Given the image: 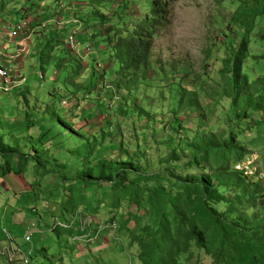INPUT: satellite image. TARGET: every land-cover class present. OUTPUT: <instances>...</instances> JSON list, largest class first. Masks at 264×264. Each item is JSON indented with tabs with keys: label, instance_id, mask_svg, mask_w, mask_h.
Returning a JSON list of instances; mask_svg holds the SVG:
<instances>
[{
	"label": "rangeland",
	"instance_id": "obj_1",
	"mask_svg": "<svg viewBox=\"0 0 264 264\" xmlns=\"http://www.w3.org/2000/svg\"><path fill=\"white\" fill-rule=\"evenodd\" d=\"M28 1L15 0L14 15L5 12V21L0 20V57L3 60L7 57L12 63L7 68L12 72L17 86L9 94L0 90L1 134L8 135L12 130L9 126L16 127L22 123L27 130L33 122L32 125L40 127L43 136L44 146L38 147L39 149L49 147L47 150L54 151L56 146L55 157L59 154L69 157L68 148L63 149L61 143L69 137L75 138L80 130L93 148L97 149L102 142L100 144L104 143L114 151L107 150L101 159L133 163L137 169L126 173L123 178L126 179L125 182L136 180L142 174H157L162 168L173 174L172 179L176 181L179 180L176 176L190 179L201 175L214 180L213 171H216L218 157L213 161L215 153L204 154L202 145L216 150L228 142L230 131L236 135L232 126L237 123V119L229 101L231 84L228 81L230 74L226 72V62L240 39H245L246 42L241 75H245L249 85L264 79V0H161L166 5V11L158 19L160 23L157 33L151 39L152 56L148 79L132 96L133 101L128 100L126 103L127 107L139 112L132 113L131 116L128 114L125 118L120 112L123 99L112 101V106L109 107L110 93L100 82L103 77L101 70L111 67V64L107 55L109 48L99 38L106 35L114 38L119 32L124 36L134 29L136 22L144 18L153 19L147 0H120L126 2V9L116 7L118 1L115 0L104 4H96L98 2L94 0ZM116 10H122L118 13L121 18L116 17ZM23 17L32 22L30 28L37 29L30 37L31 45L24 57L11 61L8 55H13L10 50L15 53L16 48L15 40L8 35V29L13 24L12 21L19 23ZM38 18L50 20L47 29H40ZM76 19L88 22L80 21L81 28L78 32L79 39L89 43L92 49L85 59L72 52L66 43L68 33L75 26L72 21ZM89 23L91 24L88 25ZM0 67H5L2 61ZM22 76L26 80L24 83L19 79ZM91 83L99 87L93 89ZM182 89L192 91L196 99L195 105L186 106V101L191 97L188 95L178 104ZM116 94L121 99V94L124 93L118 91ZM73 95L78 100L63 107L62 101H69ZM86 96L89 98H85ZM10 104L16 107L13 118L8 123L1 124L5 121V109L10 110ZM258 117L261 115H252L248 122L253 118L259 121ZM172 119L179 121L175 126L182 130L178 141L180 149L175 148L164 156L158 151L148 161L140 159L141 154L135 145L136 137L138 141L140 139L142 127L146 126L150 131L163 126L161 134L171 137ZM259 122L241 137L245 147L242 156L233 155L237 149L218 148L217 151L221 150L223 156H226L230 169L242 171L243 168H250L249 163L253 161L264 165V125ZM247 123L244 124L245 127ZM102 126L107 133L106 138L100 135ZM33 129L34 127L27 132L37 138V134H32ZM25 132H22L19 139L24 144L30 143ZM52 138L53 142L50 140ZM237 138L238 136L235 139ZM8 141L12 143L13 136L11 140L5 139L6 143ZM112 141L120 142L122 150L117 151L119 144ZM29 148H33V145L30 144ZM255 148L261 152L254 150ZM31 152L34 157L40 154L35 149ZM242 157L243 160L239 161ZM69 158L66 161L59 160L58 163L49 161L46 168L48 171H59L56 166L66 165L73 170L77 167L83 170L81 162H72ZM83 158L85 157L81 160ZM44 159L43 156L37 159L40 165H45ZM4 161L0 155V167H4ZM245 171L249 172L247 169ZM25 172L23 180L28 187L30 183L28 190L19 188L18 191L10 192L9 189L0 194L6 198L0 201V236L6 229L15 238L16 249L21 247L26 253L31 251L30 264H142L138 255L139 244L133 236H140L144 225L152 222L155 224V209L149 201H145L147 210L142 213L146 222L135 211V205L123 195H120L121 200L117 204L112 205L115 194L109 189V185L97 182L93 187H70L56 182V176L46 175L44 178L34 165L28 166ZM5 176L8 178V185L13 180L14 188L18 185L15 181L17 176L10 173L4 176L1 174L0 181ZM230 176L231 186L238 184L236 187L239 189L223 190L218 186V192L223 193V198L234 205L229 220L241 225L252 224L245 235H242L245 239L238 240L233 245L218 242L221 257H226L230 264H264V232L257 230L264 229V200L257 204L251 201L255 200L252 184L242 173L232 171ZM144 182L138 183L143 186ZM1 185L6 187L3 183ZM147 185L153 186V182H147ZM162 185L166 186L167 182ZM10 186L15 190L11 183ZM261 192H264V184ZM128 212L133 217L131 220L126 217ZM91 220L93 230L103 227L101 232L111 234L108 242L110 245L98 251L93 249L103 246L101 241L91 246L85 239L76 238L89 233L88 230L82 232L81 222L88 225ZM141 220L143 223L140 224ZM58 224L72 226L70 229L59 228L55 231L54 227ZM29 233L33 234L32 243L24 240V236ZM210 234L208 230L205 231L214 248L216 240L211 239ZM4 244H8V241L1 236L0 245ZM78 244L85 250L81 255ZM21 259L22 254L17 253L16 264H23L19 261ZM202 260L196 251L189 253L188 259H182L185 264H204ZM0 264L7 263L2 260Z\"/></svg>",
	"mask_w": 264,
	"mask_h": 264
},
{
	"label": "trees",
	"instance_id": "obj_2",
	"mask_svg": "<svg viewBox=\"0 0 264 264\" xmlns=\"http://www.w3.org/2000/svg\"><path fill=\"white\" fill-rule=\"evenodd\" d=\"M94 1L98 2L96 4H104L110 0ZM115 1H118L116 7L120 6L121 9H126L127 4L125 1ZM147 3L153 19L144 18L140 22H136L134 29L128 31L124 36L119 32L118 36L114 38H109V35L99 38V40L107 44L105 47L109 48L107 55L110 58L109 61L111 64V67L107 68L106 66L105 68L107 69L103 68L101 70L103 77L100 78V82L104 85L103 87H105V90L108 88V92L110 93V99L108 100L110 104L109 107L112 106V101H122L123 99L124 103L120 106V112H122L123 118L128 114L131 116L132 113L139 112L138 110L135 111L127 107L126 103L128 100L132 102V96L140 86L146 84L151 65V39L157 33L160 23L158 19L161 18L166 11V5L162 3L161 0H147ZM13 4H15V0H0V19L2 21H5L4 18L7 16H4L5 12L14 15L15 9ZM121 11L116 10L117 14L115 12V15L117 18H121V14H118ZM24 18L25 17L21 19ZM79 20L88 23L85 19ZM45 21L50 20L39 19V27H41V24ZM12 23L13 24L10 26L16 24L14 21H12ZM46 27L47 26L44 28L41 27L40 29H47ZM32 29L35 31L37 28ZM245 50V39H240L235 50L231 52V57L228 58L226 62V72L230 74L228 81L231 84L229 101L237 119V123L234 124L232 128L236 132L238 138L235 139L237 136L230 131V139L228 142L226 141L224 145L222 144L223 146L218 147L224 150L237 149V152L233 154L236 156L245 152V147H243L240 140L241 137L257 126V120H254V118L248 122L249 117L252 115L256 117L259 116V114H264V79H259L249 85L245 75L242 76L240 73ZM72 70H74L73 67ZM91 86L93 89L99 87L95 86L93 83H91ZM118 91L124 93L123 95L121 94V99L116 94ZM186 95L191 96L188 101H186V106L191 107L195 105L196 99L193 97L192 91H187L185 89L180 90L178 104L183 102V98ZM7 101H9V99H7ZM27 102L30 108V102L28 100ZM9 108L10 110L5 109V113L3 114L5 121L1 122V124L4 122L8 123L13 118L16 107L10 104ZM29 110L30 109H28V111ZM0 111H2V107H0ZM6 112L9 115H6ZM251 121L253 123L252 125ZM70 122L73 123L72 121ZM178 122L179 121L176 120L173 121V119L171 120L172 124L170 131L173 134H171V137H165V135L161 134L164 129L163 126H159L156 129L152 128L150 131L146 129V126L145 128L142 127L143 130L140 139L138 141L136 137L135 145L141 154L140 159H146L148 161L152 154H156L158 151L164 156L175 148L180 149L178 141L180 140V135H182V130L176 127ZM32 123L29 129L34 127L32 134L35 133V136L37 134V138L30 136L31 133L27 132L29 129L26 130V126L23 123L18 124L16 127L9 126L12 130L8 135L0 133V155L1 158L5 160L4 167H0V175L2 174L4 176L10 173L17 177L23 176L26 173L27 167L34 165L44 178L46 175L56 176V182L63 183L64 185L68 184L70 187H79L82 185L93 187L97 182L100 183V185H109V189L115 194L113 201H111L113 202L112 205L117 204L118 201L121 200L120 195H123L125 199L127 198L128 201L135 205V211L140 215L139 217L146 222L147 219L143 217L142 213L147 210L145 201H149L151 206L155 209V211L153 210L155 224L152 222V224L149 223L147 226L144 225L142 228L143 233L140 236H133L139 244L138 255L142 264H185V261L183 262L182 259H188L189 253L193 254L195 251L199 258L201 257V259H203L202 263L204 264H230V262H227L225 259L226 257H221L220 250L218 249V242H229L233 245L238 240L245 239L242 235H245L252 223L250 222L248 226L249 223L241 225L229 220L232 217L230 214L232 213L234 205L229 204L230 201H226V199L223 198V193L220 194L218 192V186L223 190H230L231 188L239 189L236 187L238 184H233L231 186L230 173L232 171L235 173H242L243 177L245 179L249 178L250 181L247 180L252 184L254 191L252 195L255 197V200L251 199V201L257 204L260 200H264V192H261L263 183L260 181L256 182L251 176L245 175V171L234 168L230 169L228 161L225 160L226 156H223L221 150L218 152V148L214 150V147L202 145L204 154L215 153L213 161L218 157V160H216L217 164L215 165L216 171H213V174L215 173V175H213L214 180L212 177L201 175L199 178L192 176L190 179L176 176L179 178V180L176 181L172 179L174 178L173 174L162 168L157 174H142L143 177L141 176L136 180L125 182L126 179L123 180V178L124 176L126 177V173H132L131 171L137 168L134 167L132 162L117 163L115 160L101 159V157L107 153V150L114 152L111 151L110 146L104 143L100 144L102 143L100 142L97 149L93 148L88 144V140L85 139L79 130L75 138L69 137V139H65L61 143L64 147L61 146L63 149L68 148L67 153H69L70 158L61 154L55 157L57 153L56 146H54V151L47 150L49 147L38 148L44 146L42 143L43 136H41L40 127L32 125ZM85 123H87V120ZM245 123H247L246 127L244 126ZM103 127L104 126L100 129V135L102 138H106L107 133ZM244 127L246 129H244ZM232 128L231 130H233ZM24 130L26 131L25 134L29 137L30 143L26 142L24 144L23 140L19 139ZM12 136L14 141L12 143L11 141L6 143L5 139L11 140ZM159 136L162 137L158 139ZM50 140L53 142V138ZM112 142L119 144V149L117 151L122 150V144L120 142ZM30 144L33 145V148H31L32 150L35 149V151L40 153L37 155L38 157L33 156L32 150L29 148ZM37 144L38 146H36ZM40 156L45 157V165H40L38 162L37 159ZM83 156L85 158L81 160ZM245 156L244 154L243 157ZM195 157L197 156H194V158ZM243 157L239 161H242ZM68 158L73 160L72 162H81L83 170L80 169L81 167L74 168L73 170V168L66 165L56 166L60 169L59 171H48L49 169L46 168L49 161L58 163L60 162L59 160L66 161ZM35 162L38 163L35 164ZM225 163L226 165H224ZM43 170H45L46 173H43ZM38 178L39 176L37 179ZM164 181L167 182L166 186L162 185L165 183ZM138 182H144L143 186ZM147 182H153V186L151 185L148 187ZM74 183L77 185H74ZM214 184H216V186ZM221 205L223 206L221 207ZM167 207L171 209L168 210ZM224 209L225 211H223ZM130 214L131 213L128 212L126 216L129 220L133 218ZM142 220L140 224L143 223ZM136 225L138 226L139 224ZM91 227L94 234L92 238H94V240L97 239L101 233H104L98 232L97 229L93 230V224ZM206 230H208V233L211 232V239L215 238L216 240L214 248L212 247L211 241L209 242L205 235ZM257 230L264 232V229ZM4 234V238H7L8 236L6 233ZM8 234L11 236L10 233ZM262 240H264L263 236ZM233 252H231V254ZM3 260H5L7 264H16V260L14 262H9L6 258H3Z\"/></svg>",
	"mask_w": 264,
	"mask_h": 264
},
{
	"label": "built area",
	"instance_id": "obj_3",
	"mask_svg": "<svg viewBox=\"0 0 264 264\" xmlns=\"http://www.w3.org/2000/svg\"><path fill=\"white\" fill-rule=\"evenodd\" d=\"M49 22L50 21L43 22L41 24V27L44 28L45 26H47V24ZM72 22L75 23V26L68 33L66 43L70 46L72 52L79 55L80 58L85 59L92 52L91 46L89 45V43H87V42L84 43L82 40L79 39V33L78 32L81 28V22L78 21L77 19L73 20ZM69 23H71V20H69ZM30 27H31L30 19L24 18V19H21L19 21V23H16L13 26H10V28L8 29V35H9L10 39L15 40L14 46L16 48L15 53H11L13 55H10V54L8 55V56H10L9 59L11 61H15V60L23 58L24 55L26 54V52L29 50L30 45H31L30 37L34 33V29H32ZM40 78L43 79L42 76H40ZM14 79L15 78H14L12 72L8 68L0 67V81H1L0 90L3 93L9 94L17 87ZM19 79H20L21 83H24L26 81L25 79H23V76ZM85 98H89V97L86 96ZM76 100H78L77 96L70 97L69 101L68 100L62 101V106L66 107V106L70 105V103L76 102ZM111 105H112V102H111ZM254 162L255 161H253V163H249L250 168L249 167L243 168L242 171H245V169H247L249 172L245 171V175L251 176V178H254L256 182L260 181L261 183L264 184V172L259 170L257 167H253V164H255ZM83 216L84 215L82 214L81 215L82 220H83ZM85 222H86V220H85ZM92 223H93V220H91V222L88 225H84L83 221H82L81 222L82 232L88 230L89 233H87L83 237L80 236V237H76V238L77 239L83 238L85 240H88L89 242L93 241L94 238H92V236L94 234H93L92 227H91ZM71 226H72V224H70V225L58 224L57 226L54 227V230L57 231L59 228L70 229ZM102 230H103V227H100V230H98V232H101ZM6 235L8 236L6 238V240L8 241V244L0 245V256L3 258H6L9 262H14L16 254L20 253V254H22V259H21L22 263L23 264H30V259H31V254H32L31 251H30V253H26L25 251H23L21 249V247H18L16 249L15 238H13L12 236H9L7 233H6ZM24 240L26 243H32L33 234L29 233V234L25 235Z\"/></svg>",
	"mask_w": 264,
	"mask_h": 264
},
{
	"label": "crops",
	"instance_id": "obj_4",
	"mask_svg": "<svg viewBox=\"0 0 264 264\" xmlns=\"http://www.w3.org/2000/svg\"><path fill=\"white\" fill-rule=\"evenodd\" d=\"M1 20V19H0ZM10 53H12L11 52V50H10ZM0 56H2L1 54H0ZM2 61V63H4L5 64V67L7 68L8 67V65H12V63L10 62V61H8V59H7V57H4V60L0 57V62ZM258 119H259V121L260 122H262L263 123V125H264V115H261V117H258ZM71 121V120H70ZM259 121H257V122H259ZM259 122V123H260ZM262 136H264V135H262ZM254 150H256V151H259V152H261L260 151V149H258V148H255ZM255 163V162H254ZM253 166H255V167H258V169L260 170L261 169V171H263L264 172V165H263V163L262 162H260V163H255V164H253ZM9 175V174H8ZM25 175V174H24ZM24 175L23 176H19V177H16V182H17V184L18 185H16L15 186V188H14V185H15V183H14V180L13 181H9V185L7 184V177L5 176V177H3L2 178V181H0V184L1 183H3L4 185H6V187H2L3 185H1L0 186V194H1V192H4V190L7 192V191H9V189H10V192L11 191H18V189L20 188V190H23L24 191V189H26V190H28V188L30 187V183L28 184L29 185V187L28 186H26V183H25V181L23 180L24 179ZM15 177V176H14ZM21 177H23V178H21ZM10 183H11V185H13V189H15V190H12V187L10 186ZM15 193V192H14ZM3 199H6L5 198V196L4 195H1L0 196V201L1 200H3ZM4 201V200H3ZM12 204V203H11ZM10 204V205H11ZM2 207V205H0V208ZM12 210H14V209H12ZM1 211V210H0ZM5 231L1 234V236H5V234L4 233H9V231L8 230H6V229H4ZM102 234H106V235H103L102 236ZM9 235V234H8ZM1 236H0V240H1ZM111 236V234L110 233H101L98 237H97V239H95V240H93V242H89L88 240H86V243L87 244H89V245H91V246H95V245H97L98 244V242H100L101 241V243L103 244V246H101V247H99V248H94L93 250L94 251H98V250H101V249H103V248H105L106 246H108V245H110V244H108V242H109V237ZM13 237V236H12ZM77 237V236H76ZM77 248L79 249V255H81V254H83L84 253V247L81 245V244H78L77 245ZM2 258L0 257V263H2ZM4 261V260H3Z\"/></svg>",
	"mask_w": 264,
	"mask_h": 264
}]
</instances>
